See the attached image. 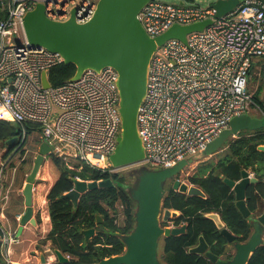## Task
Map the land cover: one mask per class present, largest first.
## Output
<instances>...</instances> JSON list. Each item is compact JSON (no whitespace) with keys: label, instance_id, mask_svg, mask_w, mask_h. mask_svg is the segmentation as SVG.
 Returning <instances> with one entry per match:
<instances>
[{"label":"built area","instance_id":"built-area-1","mask_svg":"<svg viewBox=\"0 0 264 264\" xmlns=\"http://www.w3.org/2000/svg\"><path fill=\"white\" fill-rule=\"evenodd\" d=\"M38 2L51 20L65 21L74 14L76 22L84 23L97 0H6V15L0 18V106L7 114L0 119L34 127L51 146L50 154L62 158L68 168L74 163L110 172L171 167L204 152L231 118L247 114L251 107L264 118L246 91L251 64L264 57V4L239 0L232 11L216 16V1L202 6L194 0H150L137 15L150 37L174 24L205 19L211 23L188 32L184 41L170 38L157 46L137 114L144 158L111 167L108 156L121 131L117 73L109 66L85 69L75 80L43 88L41 72L48 78L49 69L62 63V57L25 40L22 17ZM9 241L3 237L1 245Z\"/></svg>","mask_w":264,"mask_h":264},{"label":"water","instance_id":"water-1","mask_svg":"<svg viewBox=\"0 0 264 264\" xmlns=\"http://www.w3.org/2000/svg\"><path fill=\"white\" fill-rule=\"evenodd\" d=\"M149 1L97 0L92 17L84 23L76 22L74 14L65 21L51 20L45 15L42 2L36 3L22 17L23 34L29 45L42 46L57 52L62 57V63L74 65L75 71L70 80L77 79L85 69L99 71L109 66L116 71L121 131L116 138L114 150L108 156L113 168L137 163L144 158V146L138 133L137 114L146 93L149 62L157 46L170 38L184 41L188 32L201 30L211 23L210 19H205L188 25L174 24L160 35L150 37L137 18L139 11ZM256 1L264 4V0ZM238 3L239 0H216L214 4L216 16L232 11ZM41 84L43 88H49L51 85L44 71L41 72ZM5 118H7L6 113ZM262 126L261 117H252L249 114L235 116L230 119L228 127L207 144L204 151L208 155L218 153L225 142L238 132L253 131ZM16 140L15 136L4 142V145ZM36 147V155L30 171L25 175L21 190L25 209L18 219V233L27 224L36 225L32 206L33 184L45 156L50 154L51 146L46 141H40ZM257 149L264 153V144L258 145ZM192 162V158H188L180 160L171 167L151 169L140 166L132 170L131 175L134 180L126 190L135 203L134 225L128 233L119 236L124 245L123 251L91 264H161L157 254L160 237L178 235L184 230V226L168 228L159 224L161 215L163 221H166L170 214L172 216L176 214V211L171 212L162 208L164 184ZM240 175L237 181L224 178L223 182L233 191L237 210L244 218H248L250 210L244 200L245 190L249 184L257 182V178L250 176L249 171L245 169L241 170ZM112 186L110 179L86 181L74 178L73 187L61 196L69 198L73 207H76L79 197L86 191ZM173 188L188 196H204L201 189L186 182L179 183L176 180ZM205 216L212 219L217 228H221V233L227 240L234 239L217 213H208ZM99 222L101 218L97 215L96 223ZM250 223L252 230L248 239L235 244V252L231 260L216 261L215 255L206 252L205 256L208 260L216 261L217 264H247L252 253L263 242L264 206ZM94 233V228L82 230L85 240L91 238ZM205 248L203 238L200 237L199 244L189 249V252L202 253ZM50 253L52 260L47 252H38L37 264H70L68 256L58 249L52 248Z\"/></svg>","mask_w":264,"mask_h":264},{"label":"trees","instance_id":"trees-1","mask_svg":"<svg viewBox=\"0 0 264 264\" xmlns=\"http://www.w3.org/2000/svg\"><path fill=\"white\" fill-rule=\"evenodd\" d=\"M74 71L73 64L55 65L48 71L49 82L52 86L60 85L69 80ZM250 79L254 81L258 79V84L254 89L246 87V91L251 95L253 103L264 111V104L260 98V94L264 91V57L251 64L248 81ZM33 128L28 124L21 126L0 119V142L4 143L15 136L18 137V141L9 146L10 151H13L17 143H24L29 134L34 132ZM24 132L25 136H23ZM34 135L37 134L34 132ZM34 139L35 142L40 141L38 138ZM260 144H264V119L261 128L240 131L234 137H230L223 145L224 150L216 162L209 160L198 166L197 173L190 177V181L201 189L204 196H188L173 189H169L163 196L162 208L178 211L179 215L174 222L176 225L185 223L186 228L180 235H170L161 239L158 256L162 264H210L207 259L188 251L200 234L207 243L215 242L212 245L217 247L214 252L219 253L221 250L225 239L214 222L205 216L208 213H217L226 227L236 236L237 241L248 239L252 230L251 219L264 206L262 183L264 153L257 149ZM24 147L21 146L15 152L14 159L23 153ZM49 156L51 163L58 170V176L45 194L50 229L38 240L37 247L41 248L49 242L52 248L68 256L70 264H91L102 258L122 253L124 245L119 236L128 233L134 225L135 203L126 188L116 181H128L132 177L130 172L125 174L119 171L110 172L90 167L85 163H74V168L71 169L62 158L54 154ZM12 160L10 158V165H13ZM25 163L24 160L22 164ZM243 169L252 172L257 178V182L249 184L245 190L244 200L250 210L248 218H244L237 210L233 191L223 182V178L239 180ZM75 177L86 181L110 179L113 186L86 191L79 197L77 206L73 207L71 200L61 195L73 187ZM117 204L122 208L123 222L120 225L115 217ZM97 215L101 218L99 223H96ZM38 221L37 215L36 225ZM90 228H94L95 233L85 240L82 230ZM262 237V244L252 253L247 264H264V230Z\"/></svg>","mask_w":264,"mask_h":264},{"label":"crops","instance_id":"crops-1","mask_svg":"<svg viewBox=\"0 0 264 264\" xmlns=\"http://www.w3.org/2000/svg\"><path fill=\"white\" fill-rule=\"evenodd\" d=\"M5 3L6 0H0V18L5 17L6 15ZM255 112L257 113V116L254 117H261L264 119L261 116L260 111L255 110ZM0 117L5 118V112L1 106ZM4 153L5 150L2 145V147H0V171L3 173V175L1 174L0 176V264H32V259L37 258L38 252L42 250V247H37L38 240L50 229L49 216L47 215L45 217L47 220L44 219L43 225L40 226L41 233L38 234L35 230V226L31 224L24 226L21 232L18 233V219L25 209L24 198L21 193L24 181L22 183L18 179L19 174L16 170L18 163L14 164V160H12L13 165L8 164L13 153L9 155L5 162L2 161ZM19 181L20 184L18 183ZM50 186L51 184L46 189L45 194ZM45 194L44 198H41V200L43 199V202L46 205ZM35 213L34 216L36 215ZM46 223H48V225ZM3 237H9L10 241L8 244L1 245ZM50 248V244L45 245L43 251L48 254ZM49 255V258L51 259V254Z\"/></svg>","mask_w":264,"mask_h":264},{"label":"rangeland","instance_id":"rangeland-1","mask_svg":"<svg viewBox=\"0 0 264 264\" xmlns=\"http://www.w3.org/2000/svg\"><path fill=\"white\" fill-rule=\"evenodd\" d=\"M161 1L179 3L182 0H161ZM215 1L216 0H194L195 3H198L199 5H202V6H205L208 3H213ZM17 42L19 44L23 43L21 38ZM258 60H259V58H256L253 61V64L256 63ZM257 84H258V79H256V81H254L253 79H250V81H248V83H247V87H250V88L254 89L257 86ZM260 98H261V100H262V102L264 104V91L260 94ZM247 114L251 115L252 117L257 116V113L255 112V109H253L252 107L247 112ZM34 138H38L41 141V139L38 137V135L32 134V135L27 137L26 143L24 145L25 146V150H24V153H23L24 160L26 161L25 164H22V162L19 164L20 161L18 160V157L16 156L15 159H14L13 158L14 155H12V159L14 160V164L18 163V166L20 165V167L23 165L22 168H21V173H20V175L18 177V179L22 183L24 181V174H25L24 171L28 172L29 168H31V158H32V156L34 155V153L37 150V147H35V145H33V142H35ZM39 142H35V143H37V145H38ZM2 145L3 144L0 142V147H2ZM204 155H206L205 151L202 152L201 154L193 156L192 157L193 162L191 163L189 168L184 170V173H186V172L192 173L195 170V167L198 164H201L202 162H206L209 159L210 160H215L216 159V155H213L211 157L204 156ZM132 170L133 169H123V170H120V172H122L123 174L130 172V174H131ZM184 173H180L178 178H180L181 180L185 179L186 175ZM57 176H58V170L51 163L50 156L49 155L45 156L44 161H43V163L41 164V166H40V168L38 170V173H37V176H36V179H35V183L33 185V196H32V204H33L34 213L36 211L35 217L37 215L39 217V221H38L37 225H35V228H36L35 230H36V232L38 234L41 233L40 226L43 225L44 219L48 215L47 207H46L45 203L43 202V199L41 200V198H44V194H45L46 189L48 188V186L50 184H52V182L56 179ZM133 180H134V178L131 177L128 181H126V180L123 181V182L116 181V183L119 184V185H122L124 188L127 189L129 185H132ZM20 181L18 182L19 184H20ZM166 185H169V184L167 183ZM115 217H116V222L119 225L122 224V222H123L122 208H121V205H119V204H117V206H116ZM48 223H46V224L48 225ZM45 245H49V242H47ZM45 245L42 246V250L41 251H43V247H45ZM51 249H52V247L50 248L48 255L51 254L50 253ZM52 259H53V257L51 256L50 260H52ZM32 260H33L32 264H37L38 263V258H33ZM29 264H31V263H29Z\"/></svg>","mask_w":264,"mask_h":264},{"label":"flooded vegetation","instance_id":"flooded-vegetation-1","mask_svg":"<svg viewBox=\"0 0 264 264\" xmlns=\"http://www.w3.org/2000/svg\"><path fill=\"white\" fill-rule=\"evenodd\" d=\"M27 139V138H26ZM18 141V137H17V140L15 141V142H13V143H16ZM23 141V140H22ZM13 143H9V144H7V145H4V143H2L3 144V148H4V150H5V153L3 154V156H2V161H4L5 162V160L9 157V155L11 154V153H13V155L15 154V152L16 151H18L19 149H20V147L21 146H24L25 145V143H26V141L23 143V142H20V143H17L15 146H14V149H13V151H10V149H9V146L10 145H12ZM33 145H35V147L37 146V143H35V142H33ZM25 148V147H24ZM224 150V147L223 148H221V151H219L218 153H215V154H212V155H208V154H206V155H204V156H209V157H211V156H213V155H216V159L215 160H212V161H217V159H218V157H219V155L221 154V152ZM23 153H24V151H23ZM23 153L22 154H20V156L18 157V160L20 161L19 162V164L21 163V162H23L24 161V157H23ZM35 155H36V152L34 153V155L32 156V158H31V166H32V163H33V160H34V157H35ZM203 156V157H204ZM202 157V158H203ZM210 160V159H209ZM208 160V161H209ZM8 164H9V161H8ZM190 165L191 164H189V165H187V166H185L177 175H175L174 177H173V179H171V180H167L166 182H165V184H164V195L169 191V189H173L174 191H176V192H178L176 189H174L173 188V184H174V182L177 180V181H179V183L180 182H186V183H188V184H190V185H194V186H196L195 184H193L191 181H190V177H192V176H194L196 173H197V170H198V166L200 165V164H198L196 167H195V170L192 172V173H189V172H186V173H184V170H186L187 168H189L190 167ZM31 169V168H30ZM16 170H17V173L20 175V173H21V167H20V165L16 168ZM134 170V169H133ZM132 172V171H131ZM180 173H184L185 175H186V177H185V179H183V180H181L180 178H178V176L180 175ZM1 174L3 175V173L0 171V176H1ZM24 179H25V177H24ZM224 179V178H223ZM230 180V179H229ZM169 184V185H166V184ZM34 185V184H33ZM199 188V187H198ZM200 189V188H199ZM163 195V196H164ZM163 199V198H162ZM171 212L172 211H174V210H170ZM33 215H34V209H33ZM179 215V212L178 211H176V214L174 215V216H172L171 214L168 216V218H167V220L166 221H163V219H162V215L159 217V224H160V226L161 227H168V228H172V227H181V226H184V230H183V232L182 233H184L185 232V228H186V224L185 223H181V224H179V225H176L175 224V222H174V219L177 217ZM34 218L36 219V217L34 216ZM208 218V217H207ZM210 219V218H209ZM212 222H214L212 219H210ZM222 221V220H221ZM215 224V223H214ZM216 226V225H215ZM224 226H225V228L234 236V239L232 240V241H229V240H227V238L221 233V228H218L217 230L219 231V233L221 234V236H223V238L225 239V242L224 243H222V248H221V250L219 251V253H216V252H214V250H215V248H217V247H212V245L215 243L214 241L212 242V243H207L205 240H204V238H203V236L200 234L197 238H198V240L195 242V244H193L191 247H189L188 248V251H189V249H191V248H193V247H195V246H197L198 244H199V238L200 237H202L203 238V241H204V243H205V245H206V248H205V251L204 252H202V253H197V252H195L194 254H197L198 256H200V257H203V258H205V259H207L208 260V258L205 256V253L206 252H209V253H211V254H213V255H215L216 257H217V260L216 261H221V262H227V261H229V260H231V258L233 257V255H234V252H235V244H237V243H242V242H244V241H237L236 240V236L226 227V225L224 224ZM217 227V226H216ZM182 233H180V234H182ZM180 234H178V235H180ZM170 236V235H169ZM173 236H177V235H173ZM164 236H162V237H160V239H159V244H160V242H161V239L163 238ZM168 237V236H167ZM159 244H158V247H159ZM159 250V248L157 249V254H158V251ZM191 253V252H190ZM193 253V252H192ZM158 259H159V256H158ZM160 261V260H159ZM209 261V263L210 264H217L216 263V261L215 262H212V261H210V260H208ZM161 263V262H160ZM162 264V263H161Z\"/></svg>","mask_w":264,"mask_h":264}]
</instances>
